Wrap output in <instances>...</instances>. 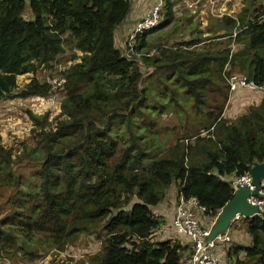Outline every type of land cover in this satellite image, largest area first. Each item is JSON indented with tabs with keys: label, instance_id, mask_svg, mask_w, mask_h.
<instances>
[{
	"label": "trees",
	"instance_id": "obj_1",
	"mask_svg": "<svg viewBox=\"0 0 264 264\" xmlns=\"http://www.w3.org/2000/svg\"><path fill=\"white\" fill-rule=\"evenodd\" d=\"M261 1L244 0L236 17L218 21L221 36L241 44L236 51L232 43L196 48L201 39L194 37L144 56L153 69L145 78L115 43L131 0H0V101L48 96L49 82L33 77L18 90L17 78L51 66L66 41L82 53L62 73L67 96L55 129L30 113L40 127L30 175L16 171L0 137V258L32 254L29 244L40 240L61 250L91 233L102 239L100 264H180L188 246L151 241L164 223L152 207L179 184L215 219L235 193L224 178L264 162V97L237 121L224 117L227 64L264 83V7L253 15ZM167 3L166 21L150 33L173 22ZM146 38L137 50L148 46ZM166 112L182 122L172 144L158 125ZM244 219L252 243L231 245L229 264H264V215Z\"/></svg>",
	"mask_w": 264,
	"mask_h": 264
},
{
	"label": "rangeland",
	"instance_id": "obj_2",
	"mask_svg": "<svg viewBox=\"0 0 264 264\" xmlns=\"http://www.w3.org/2000/svg\"><path fill=\"white\" fill-rule=\"evenodd\" d=\"M210 1L211 0H169V2L172 3L173 22L163 26L161 29L153 33H146L148 46L137 50L136 62L141 65V70L143 71L145 78L153 69L143 62L144 56H158L163 48L179 47L183 42L190 41L194 37H196V39H201L197 45L198 47H196L200 49L208 45L217 48L219 46L224 47L230 43H232L231 48L235 51L240 47L241 44L238 46V44L235 43L234 38L221 36L222 32L218 30L219 25L217 23L221 19L220 15L228 9L235 10L236 13H234V15L240 13L244 7V0H239L241 1V4L236 7L235 4L237 0H214L216 3L219 1V4L217 5L219 11L214 14L211 8L207 9L204 6L205 3ZM223 2L227 3V5H223ZM168 4L169 3H167L162 18V24L167 19ZM259 7H264V1L257 3L253 15L259 14ZM25 17L27 19L32 17L30 11L26 12ZM136 44L138 45L139 42ZM117 46L123 51L121 44H117ZM81 54L80 51H77L74 48L70 41H66L65 52L60 55L58 60L51 64V66H41L35 74L29 73L17 78L18 90L23 89L33 77L38 78L40 81L49 82L52 85V90L48 96L27 98L14 97L0 101L1 145L5 150L10 151L12 157L18 161L16 171L24 176L30 175L37 165L33 155H30L29 153L32 152L30 149L36 147L38 144L37 139L40 127L34 123L30 113L46 117V129H55L57 122L61 119L60 114L62 102L67 96V90L64 86L65 77H63L62 73H64V71L72 64L80 61L79 56H81ZM234 70L245 75L238 68H235ZM252 105H259L258 92H246L244 102L241 104V107L238 108L239 110L236 118H229V121L232 123L240 119L245 113H247L249 107ZM158 125L161 128L164 127L163 130L166 144L174 143L176 138L183 133L181 127L182 122L172 112L164 113L160 117ZM226 178L227 177L224 179L227 180ZM3 189L6 191L2 192L4 194H9V196L14 192L13 189ZM241 221L242 222H239V224L234 223V221L230 229L238 227V225L243 223V226L241 227L242 234L249 235L246 220L241 218ZM155 233L157 234L152 235L151 241L161 242L168 240L167 236L161 239L160 229ZM174 234L177 239L182 236L177 233ZM248 235L245 236V239L249 244L250 242L252 243V238ZM41 237L45 238L44 235H41ZM177 241L184 247L186 243L185 240L180 239ZM29 245L34 247L32 249V254L27 255L23 250L13 252L0 258V264H100L98 256L101 252L102 239H100L97 234L82 233L73 242L65 244L61 250L53 246L52 243L43 240L36 241L32 244L30 243ZM29 245L28 248L30 249ZM230 246L231 245H224L217 247L218 253L222 255L223 264L230 263L227 254L228 247ZM187 249L188 248L186 247V250L183 252V259L180 264H190L192 251ZM242 258H244L243 254Z\"/></svg>",
	"mask_w": 264,
	"mask_h": 264
},
{
	"label": "built area",
	"instance_id": "obj_3",
	"mask_svg": "<svg viewBox=\"0 0 264 264\" xmlns=\"http://www.w3.org/2000/svg\"><path fill=\"white\" fill-rule=\"evenodd\" d=\"M166 7L167 0H154L153 7L137 21L129 34L126 50L123 52L125 57L129 59L136 58V43L139 42L146 33L157 29L162 24V18ZM228 14L230 15V13ZM232 15L234 16L233 13L230 16ZM236 34L237 32L235 31L234 36ZM225 78L229 90L228 103L236 93L258 92L264 95V83H256L241 72L232 71L229 64L225 67ZM250 181L251 178L248 173L237 178L233 182V185L235 189H238L240 186H250ZM261 193L263 195L262 199L251 198L250 201L259 206L262 215H264V192L262 191ZM205 211L206 208L200 205L196 197L186 198L184 194L179 191L176 197L174 216L169 228L188 239L192 246L190 264H223L222 255L218 253L217 247L233 245L231 244L232 239L229 234L230 229L224 235H219L215 240L210 242L207 241L212 225H207L205 223ZM240 218V216H237L236 220ZM165 233V231L161 232V235ZM166 236L169 239L168 235H163L161 238ZM229 248L230 247H228V250Z\"/></svg>",
	"mask_w": 264,
	"mask_h": 264
},
{
	"label": "crops",
	"instance_id": "obj_4",
	"mask_svg": "<svg viewBox=\"0 0 264 264\" xmlns=\"http://www.w3.org/2000/svg\"><path fill=\"white\" fill-rule=\"evenodd\" d=\"M131 3H132V9H131L129 16L117 28V30L115 32L116 46H117V44H121V47H123V52L126 50L128 36L131 33V31L133 30L135 24L137 23V21L141 17H143L153 7L154 1L153 0H131ZM218 4H219V1H217V3H216L214 0H211L210 2L205 3L204 6L207 9L211 8L213 11V14H214V13H217L219 11L217 9ZM239 4H241V1L237 0L235 7L238 6ZM223 5L226 6L227 3L223 2ZM228 10H226L220 16L222 17L224 15H229L228 13H230V15L232 13L233 14L236 13L235 10H230V9H228ZM117 48H118V46H117ZM245 93L246 92L236 93L232 96L231 101L229 103H227V107H226L227 110H226V113L224 115L225 118H227L228 120L236 118V115H237L238 110H239L238 108H240L241 104L244 102ZM263 97H264V95L259 93V104L261 103ZM226 179H227V181L230 180V182H234L236 177L234 175H230ZM179 190H180L179 184H175V185L171 186L167 192L166 198L161 203H159L158 205L153 206L152 211L156 216L162 217L165 220V222L162 224L163 226L160 228L161 232H164V231L166 232L163 235H168L169 239L176 240V241L180 240V239L185 240L186 243L184 246H188L189 251H192V246L190 245L188 239L186 237H183V236H180V238L177 239L176 235L174 234L175 232L169 228L171 220L174 216L175 202H176V197H177ZM204 220H205V223L207 225H212L214 222L213 218H210L209 216H205ZM239 222H242L241 218L239 220H236L234 223L239 224ZM242 226H243V223L238 225V227H234V228H231L229 230V234H230L231 239H232L231 244L242 245L243 243H245V244L248 243L245 239L246 238L245 236H247L248 234L247 235L242 234V231H241ZM153 234H157V233H153ZM160 235H161V233H160ZM163 235H161V237ZM227 254H228V252H227Z\"/></svg>",
	"mask_w": 264,
	"mask_h": 264
},
{
	"label": "water",
	"instance_id": "obj_5",
	"mask_svg": "<svg viewBox=\"0 0 264 264\" xmlns=\"http://www.w3.org/2000/svg\"><path fill=\"white\" fill-rule=\"evenodd\" d=\"M250 178V186H240L236 189L233 198L220 210L210 228L207 241H213L219 235L227 233L237 216L245 218L260 216L259 206L250 202V198L263 197L260 191L264 181V162L254 164L250 171Z\"/></svg>",
	"mask_w": 264,
	"mask_h": 264
},
{
	"label": "clouds",
	"instance_id": "obj_6",
	"mask_svg": "<svg viewBox=\"0 0 264 264\" xmlns=\"http://www.w3.org/2000/svg\"><path fill=\"white\" fill-rule=\"evenodd\" d=\"M233 16V15H232ZM237 15H234L233 17H236ZM237 33H238V31H236ZM235 33V32H234ZM233 36H234V34H233ZM236 36V35H235ZM137 49V48H136ZM122 53H123V51H122ZM229 91V90H228ZM226 110V109H225ZM224 113H225V111H224ZM254 166V165H253ZM249 175H250V173H249ZM263 187H262V190L260 191V193L263 191L264 192V181H263ZM235 188V187H234ZM251 189H253V187L251 188ZM236 190V189H235ZM180 191V190H179ZM262 194V193H261ZM263 196V195H262ZM263 198V197H262ZM261 198V199H262ZM251 199V198H250ZM251 202V201H250ZM260 209V208H259ZM220 212V211H219ZM262 215V212H261V210H260V216ZM217 217V216H216ZM241 218H245V217H243V216H240ZM237 218V217H236ZM236 218L234 219V221H236ZM216 219V218H215ZM215 219H213V221H215ZM233 221V222H234ZM214 223V222H213Z\"/></svg>",
	"mask_w": 264,
	"mask_h": 264
}]
</instances>
